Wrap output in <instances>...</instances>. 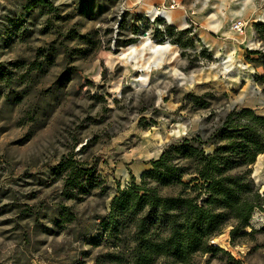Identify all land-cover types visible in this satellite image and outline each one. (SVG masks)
Here are the masks:
<instances>
[{
  "label": "rangeland",
  "instance_id": "1",
  "mask_svg": "<svg viewBox=\"0 0 264 264\" xmlns=\"http://www.w3.org/2000/svg\"><path fill=\"white\" fill-rule=\"evenodd\" d=\"M243 108L264 116V0H0V264H127L113 198ZM231 229L191 264H264V202Z\"/></svg>",
  "mask_w": 264,
  "mask_h": 264
},
{
  "label": "trees",
  "instance_id": "2",
  "mask_svg": "<svg viewBox=\"0 0 264 264\" xmlns=\"http://www.w3.org/2000/svg\"><path fill=\"white\" fill-rule=\"evenodd\" d=\"M263 153L264 116L233 109L206 138L167 146L140 184L113 198L103 229L116 246H127V264H191L196 255L221 251L211 240L228 225L233 239L264 202L250 176Z\"/></svg>",
  "mask_w": 264,
  "mask_h": 264
},
{
  "label": "built area",
  "instance_id": "3",
  "mask_svg": "<svg viewBox=\"0 0 264 264\" xmlns=\"http://www.w3.org/2000/svg\"><path fill=\"white\" fill-rule=\"evenodd\" d=\"M244 24L241 21H237L233 24V29L235 31L241 32L243 30Z\"/></svg>",
  "mask_w": 264,
  "mask_h": 264
},
{
  "label": "bare ground",
  "instance_id": "4",
  "mask_svg": "<svg viewBox=\"0 0 264 264\" xmlns=\"http://www.w3.org/2000/svg\"><path fill=\"white\" fill-rule=\"evenodd\" d=\"M152 49L156 50V47L151 46Z\"/></svg>",
  "mask_w": 264,
  "mask_h": 264
}]
</instances>
